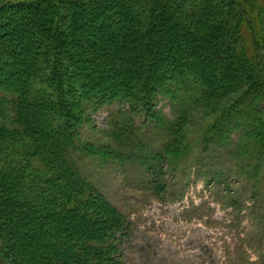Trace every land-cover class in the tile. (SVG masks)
<instances>
[{"label": "trees", "instance_id": "trees-1", "mask_svg": "<svg viewBox=\"0 0 264 264\" xmlns=\"http://www.w3.org/2000/svg\"><path fill=\"white\" fill-rule=\"evenodd\" d=\"M186 1L0 0L1 101L50 183L74 198L57 188L20 196L0 173V264H117L128 221L82 162L135 169L141 190L167 197L168 176L191 148L179 121L156 110L159 96L187 114L236 95L203 137V165L208 155L225 157L205 177L224 184L230 204L247 195L250 210L264 207V71L241 34L247 12L239 0H200L193 12ZM257 31L251 40L262 48ZM84 102L119 106L113 148L81 139ZM230 180H240L237 190ZM62 218L73 224L69 232Z\"/></svg>", "mask_w": 264, "mask_h": 264}, {"label": "rangeland", "instance_id": "rangeland-1", "mask_svg": "<svg viewBox=\"0 0 264 264\" xmlns=\"http://www.w3.org/2000/svg\"><path fill=\"white\" fill-rule=\"evenodd\" d=\"M239 1L247 12V21L243 20L241 25L245 47L250 51L254 48L258 67L264 71V44L262 48H255L251 40L253 26L264 36V17L258 14L259 9H264V0ZM199 4L200 0H188L183 6L193 12ZM231 16L237 20L236 16ZM236 46L241 47L240 44ZM1 95L5 94L0 91ZM235 97L234 94L209 101L187 114H177L167 98L158 97L156 110L167 120L179 121L191 148L189 160L168 176L170 188L165 198L141 190V179L135 169L123 174L119 166L83 160V172L97 181L98 188L128 221V236L121 239L117 264H264V207L260 209L259 201L258 209L250 210L252 200L247 195L236 205L230 204V200L227 202L224 184L205 177L211 168L225 161V157L220 154L213 159L208 155L212 160L203 165L205 157L201 154L205 132ZM118 107L116 104L98 107L81 103V139L101 148H113L112 134L123 123L117 118L121 117L116 113ZM132 117L138 124L137 116ZM0 130H3L0 134V173L15 186L20 196L57 188L62 196L74 199L68 197L61 186L50 183L46 167L33 152L29 136L24 134L1 98ZM211 164L212 167L206 166ZM230 181L234 185L228 189L237 190L240 180ZM40 183L48 186L38 187ZM61 221L65 232H69L73 224L63 218ZM55 236L65 241L64 245L72 242L61 233Z\"/></svg>", "mask_w": 264, "mask_h": 264}]
</instances>
